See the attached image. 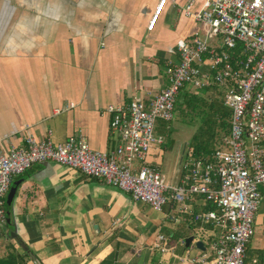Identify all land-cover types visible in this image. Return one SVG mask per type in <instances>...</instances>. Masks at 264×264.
I'll use <instances>...</instances> for the list:
<instances>
[{
    "label": "crops",
    "instance_id": "1",
    "mask_svg": "<svg viewBox=\"0 0 264 264\" xmlns=\"http://www.w3.org/2000/svg\"><path fill=\"white\" fill-rule=\"evenodd\" d=\"M159 2L0 0L2 149L22 146L32 137L55 144L80 139L93 151H113L118 139L110 130L108 107L127 106L135 96L149 98L147 92L164 90L167 71L178 59L177 42L199 29L181 13L188 0H177L165 4L149 32ZM181 92V110L187 98L200 103L202 111L200 100L210 103L219 95L214 88ZM168 133H156L162 144L152 146L146 163L167 183L178 185L196 132L188 141ZM16 181L20 187L0 238L21 253L31 251L38 264H179L171 253L157 251L160 235L177 255L192 250L195 256L200 250L194 242L186 247V240L195 226L193 213L209 209L203 198L186 202L187 213L171 201L156 212L102 180L53 162L33 165ZM261 192L248 261L264 257V186Z\"/></svg>",
    "mask_w": 264,
    "mask_h": 264
},
{
    "label": "built area",
    "instance_id": "2",
    "mask_svg": "<svg viewBox=\"0 0 264 264\" xmlns=\"http://www.w3.org/2000/svg\"><path fill=\"white\" fill-rule=\"evenodd\" d=\"M167 2L177 0H160L149 32ZM181 13L199 29L177 42L168 86L156 95L147 92L149 98L135 96L127 106L107 109L118 139L113 151H93L74 138L55 144L31 137L8 151L0 146V226L6 223L4 200L13 180L33 165L53 162L102 180L156 212L171 201L187 213L186 202L203 198L213 209L193 213L192 237L205 251L177 255L164 235L158 236L156 249L171 253L179 264H247L264 186V0H188ZM186 88L216 89L214 98L231 112L230 129L212 161L191 157L180 184L174 185L146 159L152 146L162 144L155 136L156 121L174 120L177 97ZM251 264H264V257Z\"/></svg>",
    "mask_w": 264,
    "mask_h": 264
},
{
    "label": "trees",
    "instance_id": "3",
    "mask_svg": "<svg viewBox=\"0 0 264 264\" xmlns=\"http://www.w3.org/2000/svg\"><path fill=\"white\" fill-rule=\"evenodd\" d=\"M195 99V98H193ZM201 102L204 110L198 108L197 103L192 105V111L201 112L202 123L198 127L192 140L191 157L195 159H202L212 161L216 147L229 135L231 112L224 106L221 98H215L210 103ZM189 103L192 104L190 100ZM221 132L223 135H220ZM209 209H213L209 206ZM4 210L6 214L5 227L8 225V219L11 217L12 206L7 204V198L4 200ZM175 238V237H174ZM173 241V239H172ZM18 252V253H17ZM19 252L15 246L11 247V251L6 256H0V264H27L31 260L33 264H38L35 255L29 250H22Z\"/></svg>",
    "mask_w": 264,
    "mask_h": 264
},
{
    "label": "rangeland",
    "instance_id": "4",
    "mask_svg": "<svg viewBox=\"0 0 264 264\" xmlns=\"http://www.w3.org/2000/svg\"><path fill=\"white\" fill-rule=\"evenodd\" d=\"M199 93H203V91H200ZM183 95V92H180L178 97H177V104H176V108H175V116H174V120L172 122H165L161 119L156 121L155 124V136L158 135L156 134L158 131H165V134H169V130H171V137L174 138L176 134H178L180 137L185 138L187 141L190 137L191 134L195 133L197 131V128L189 123H195L196 125H201L202 120H201V114L199 116V112L198 109L197 111H195V113L192 111V105L195 104V101L193 100L192 104L189 103L190 98H187V102L185 105L184 110H181V107L179 106V98L180 96ZM215 99V98H214ZM186 119V121L188 123L184 122V119ZM218 133L222 134L221 132L218 131ZM158 137V136H157ZM6 244V249L4 248L5 244ZM0 246L3 247L5 250H0V256H6L10 251H11V247L12 245L7 241V239L5 238H0ZM20 252V250H18ZM160 254L162 255H167L169 253L167 252H163L162 250H157ZM18 253V252H17ZM252 260V259H251ZM251 260H247V262H251ZM251 264V263H250Z\"/></svg>",
    "mask_w": 264,
    "mask_h": 264
},
{
    "label": "water",
    "instance_id": "5",
    "mask_svg": "<svg viewBox=\"0 0 264 264\" xmlns=\"http://www.w3.org/2000/svg\"><path fill=\"white\" fill-rule=\"evenodd\" d=\"M19 187H20V182L19 181H16V182L12 183V186H11V188L9 190L8 195H7V204L9 206H12ZM192 242H193V237L188 238L186 240V247H189L192 244ZM196 247L198 249H200L201 251H205V247H204V244L202 242L196 243Z\"/></svg>",
    "mask_w": 264,
    "mask_h": 264
}]
</instances>
